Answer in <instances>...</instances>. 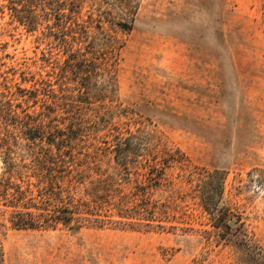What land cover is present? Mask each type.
Returning <instances> with one entry per match:
<instances>
[{
  "label": "rangeland",
  "instance_id": "obj_1",
  "mask_svg": "<svg viewBox=\"0 0 264 264\" xmlns=\"http://www.w3.org/2000/svg\"><path fill=\"white\" fill-rule=\"evenodd\" d=\"M55 9L88 37L61 44ZM110 42L111 101L81 103L70 140V112L48 110L45 178L9 127L16 182L80 202L78 227L18 229L0 206V264H264V0H0V112L41 111L27 91Z\"/></svg>",
  "mask_w": 264,
  "mask_h": 264
},
{
  "label": "trees",
  "instance_id": "obj_2",
  "mask_svg": "<svg viewBox=\"0 0 264 264\" xmlns=\"http://www.w3.org/2000/svg\"><path fill=\"white\" fill-rule=\"evenodd\" d=\"M68 9L69 12H71V8ZM30 11L31 9L29 8H15L16 14L20 12L23 14H31L32 11L31 13ZM53 11H55V19L58 26V31L54 35L58 37L61 44H67L68 36L75 39L76 36H74L73 33H78L80 37H88L85 27L79 23L76 24L75 29H71L70 31L66 30L65 27L67 22L62 23V16L64 13L61 12L60 9H55ZM26 21L29 22V18H27ZM74 23L75 22H73V25ZM68 26L73 27L71 23H69ZM119 46L120 45H118V47ZM114 49H116L115 46H112V42H110V45L106 44V46H101V50L96 53V56L90 59L85 56L86 53L92 54L91 51H81L78 49V52L70 53V56H75L73 62L70 63L68 61L63 65L56 66L58 70L53 72V77L55 79L54 83H52L51 79L42 80L39 89L36 88L34 91H27L29 94L33 92L35 95L39 92V94L46 98L41 105L43 108L41 111L35 112L34 110L33 112H25L23 116L20 117L18 113L12 109L9 99L5 102V109L0 112V158L3 162V170L0 174V206L5 209L11 208L8 221L13 227L18 229H45L54 228L58 223L70 225V228L73 229L78 227V223L82 218L80 216V202L77 201L75 203L69 196L66 200L62 195H58L52 187L48 188L45 186H38L37 198L30 197L31 190L29 188V182H27L26 188H24L22 184L16 182V180H19L24 183L21 169H27L28 167L21 164L20 161L17 162L15 156L12 155L10 138L14 132L11 131L9 127H23L27 137L36 141L32 142L34 145L33 148L35 149L36 146V152L38 153L35 154V170L40 171L44 169V174L46 169H50L51 165L48 164L46 156L48 155L46 154L48 153L46 152L47 148H44L43 145L39 146L38 141H43L42 139L46 137L45 134H47L49 128H51L49 125L50 114L48 110L54 108V106H61L64 109L67 108L66 111L70 112L68 116L69 122L65 126L69 128L68 130L71 132L67 135L70 140L72 134L75 133V129H77L74 122L77 121L81 115V103H89L91 97L99 99L108 97V100L111 101L110 93H113L115 83L108 66H110V64L114 66L117 60V54L114 52ZM106 67L108 69H106ZM70 81L74 83V87L69 84ZM53 85H57L58 88L55 90ZM31 97L35 98L36 96ZM48 98L51 100H48ZM33 134L40 135L37 138L38 140H36ZM145 139H147V141L143 145L140 142L129 148V150L123 149V151H125L124 154H122L123 159L127 157L125 153H131L135 150L138 151L140 146H143L145 150H152L154 144L148 137H145ZM14 140L16 139L14 138ZM69 140L67 139V141ZM131 149L134 151H131ZM153 159H155V157H153ZM147 167L150 173L157 170L152 163L147 165ZM156 174L158 175V173ZM38 177L39 180L43 179L45 178V174L44 176L40 174ZM159 177H161V175H159ZM208 197L211 198V195ZM71 223L73 224L71 225Z\"/></svg>",
  "mask_w": 264,
  "mask_h": 264
}]
</instances>
